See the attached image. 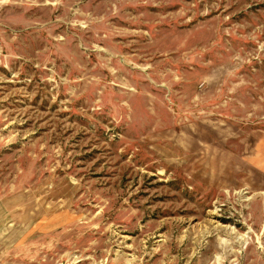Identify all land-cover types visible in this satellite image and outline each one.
Here are the masks:
<instances>
[{"label":"rangeland","instance_id":"obj_1","mask_svg":"<svg viewBox=\"0 0 264 264\" xmlns=\"http://www.w3.org/2000/svg\"><path fill=\"white\" fill-rule=\"evenodd\" d=\"M0 264H264V0H0Z\"/></svg>","mask_w":264,"mask_h":264}]
</instances>
